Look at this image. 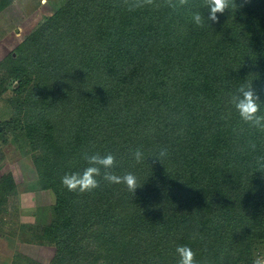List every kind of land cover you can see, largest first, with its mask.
<instances>
[{"label":"trees","instance_id":"trees-1","mask_svg":"<svg viewBox=\"0 0 264 264\" xmlns=\"http://www.w3.org/2000/svg\"><path fill=\"white\" fill-rule=\"evenodd\" d=\"M134 3L66 0L2 62L17 83L5 132L26 139L55 197L38 240L56 248L49 264H178V246L197 264H253L264 257V129L231 97L251 82L264 115V0H235L219 23L204 0ZM97 153L140 187L109 184L102 169L98 188L69 191L62 177ZM16 189L0 176L1 195Z\"/></svg>","mask_w":264,"mask_h":264},{"label":"rangeland","instance_id":"rangeland-1","mask_svg":"<svg viewBox=\"0 0 264 264\" xmlns=\"http://www.w3.org/2000/svg\"><path fill=\"white\" fill-rule=\"evenodd\" d=\"M65 1L8 0L2 5L0 0V176L10 172L17 184L14 192L0 194V264H49L56 252L53 243L40 242L37 237L41 227L54 218L55 197L40 187L26 139L5 132L4 122L13 114L10 99L17 83L4 80L7 72L2 62Z\"/></svg>","mask_w":264,"mask_h":264},{"label":"clouds","instance_id":"clouds-1","mask_svg":"<svg viewBox=\"0 0 264 264\" xmlns=\"http://www.w3.org/2000/svg\"><path fill=\"white\" fill-rule=\"evenodd\" d=\"M166 5L172 9L187 5L189 0H165ZM154 0H135L132 7H143L153 5ZM247 3V0H244ZM204 7L207 8V21L219 23L218 14H224L226 10L236 8L235 0H204ZM197 26H203L204 17L200 12H195L192 17ZM259 97L252 88L251 82L242 84L235 94L231 97V103L236 109L240 119L253 128L264 129V115L260 113ZM134 158L139 163L144 159L143 153L137 149L134 152ZM167 155L166 150L162 149L155 157L161 163L162 159ZM84 159L87 161L86 167L82 173L76 172L65 174L62 177V184L69 191L90 192L99 187L97 177L103 172V180L109 184L124 185L129 192L134 193L140 187L137 178L133 173H125L116 175L109 171L115 165V157L112 154L101 156L99 153L88 155L85 154ZM176 253L179 257L178 264H197L194 251L188 246H178ZM253 264H264V259L256 258Z\"/></svg>","mask_w":264,"mask_h":264}]
</instances>
